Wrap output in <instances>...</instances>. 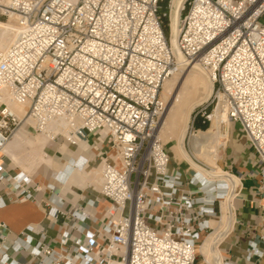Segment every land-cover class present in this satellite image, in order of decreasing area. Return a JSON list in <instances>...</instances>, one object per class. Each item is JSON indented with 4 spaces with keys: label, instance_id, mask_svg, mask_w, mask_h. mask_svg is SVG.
Wrapping results in <instances>:
<instances>
[{
    "label": "built area",
    "instance_id": "obj_1",
    "mask_svg": "<svg viewBox=\"0 0 264 264\" xmlns=\"http://www.w3.org/2000/svg\"><path fill=\"white\" fill-rule=\"evenodd\" d=\"M163 1L0 0V21L15 32L0 48V97L27 106L20 116L0 101V181L25 198L29 187L39 189L21 171L4 175L2 146L23 122L71 146L96 137L109 156L100 162L102 214L68 213L80 236L63 233L56 249L42 233L35 243L23 233L12 246L35 264L197 263L219 181L212 195L196 171L187 179L171 172L156 134L163 83L182 63L197 61L212 81L210 101L192 110L186 134L199 130L196 119L210 126L215 110L225 112L246 136L264 188V0H183L176 36L182 61L171 44L172 0L160 13ZM48 201L49 214L67 215L60 198ZM4 248L0 237L1 264H15Z\"/></svg>",
    "mask_w": 264,
    "mask_h": 264
},
{
    "label": "crops",
    "instance_id": "obj_2",
    "mask_svg": "<svg viewBox=\"0 0 264 264\" xmlns=\"http://www.w3.org/2000/svg\"><path fill=\"white\" fill-rule=\"evenodd\" d=\"M201 125L200 120L196 119L194 127L202 130ZM15 138L24 142L28 139L22 136ZM37 139L38 137L35 140ZM96 141L97 138L94 137L88 142V145L85 142H80L77 146L60 144L56 149V155L50 153L52 150L45 140L40 148L42 151L41 160H29L35 169L42 170H37L35 177L34 172L28 173L30 169L15 167L19 162L14 157L15 149L12 148L11 141L4 144L2 152L9 158V160H2L5 169L4 175H13L21 171L31 178V184L39 188L35 190L32 186L29 187L32 196L25 198L18 194L10 182L0 181V222L4 223L0 237L4 238L6 248L3 251L8 255V262L35 264V256H32L28 251L22 248L15 251L12 248L18 242L17 240L20 241L18 238H21L23 233L32 237V243L41 239L40 234L42 233L45 235L42 240L57 249L56 239L63 233L68 232L70 237L80 236L70 227L73 219L68 216V213L74 209L83 208L91 214L98 216L102 214L107 201L99 199L100 178L96 173L102 166L101 160L109 159V156L105 154L104 147L96 144ZM251 154H253L252 148L240 125L237 122L229 121L225 154L219 163L229 171H227L228 173L222 171L223 173L234 176L236 186L230 200V226L226 228L215 245L221 264L223 262L225 264H264V205L262 200L264 188L259 189L258 187L260 164H255L254 160H250L249 155ZM169 157V170L171 172L182 171L185 179L197 170L183 155L176 159L173 151L170 150ZM179 158L182 160H178ZM48 167H51L53 172L51 170L50 175L46 177ZM201 176L206 182L216 179L207 175L205 177L207 176L209 179L205 178L204 174ZM219 179L224 180V182H218L217 188L220 190L219 194L223 200L224 196L229 193L230 184L226 177ZM207 191L209 194L211 193L210 187L207 188ZM56 197L61 199L62 208L67 212V215L54 217L48 213L51 205L48 200ZM206 199L210 200L212 197L209 196ZM222 200L218 202V205L213 203L215 215L204 216L208 225L207 231H216L215 233H217L214 240L219 234L220 224L217 220L222 217ZM213 221H217L216 226L211 224ZM84 225L87 229L95 227L90 219H87ZM209 252L211 253V249ZM1 255L0 252V258ZM204 260L205 264H208L205 258Z\"/></svg>",
    "mask_w": 264,
    "mask_h": 264
},
{
    "label": "rangeland",
    "instance_id": "obj_3",
    "mask_svg": "<svg viewBox=\"0 0 264 264\" xmlns=\"http://www.w3.org/2000/svg\"><path fill=\"white\" fill-rule=\"evenodd\" d=\"M166 4H167V0H164L161 3L160 13L167 9ZM261 20L262 21L264 20V15L262 16ZM165 31L167 33L166 29H165ZM197 71H199L204 77H206L203 72H201L200 70H197ZM180 72L179 73L177 72L176 75H174V76L172 75L171 77H169L167 79L166 83L164 84L166 86H163V88L161 90V96L163 97V99L166 102V104H168L167 101L169 99L168 98L169 96L170 97L172 95H173V97L177 96L178 99L181 101L179 103V106L180 105L181 106L180 107L179 106L173 107L171 109V111H170L169 108L167 109V106H166V109H165V111H164L163 115L161 116V118L159 120V123H158L160 139L163 142V144L165 145V148L167 149V152H168L169 156H170V150H172L175 158H176V155L178 157H181L183 155L181 153V150L179 149V146H178L180 135H181V133H182V131L184 129L183 125L181 124V120H182V117H183L182 115H184V113L187 112L189 110V108L193 104H195V103L199 102L200 100H202L205 97L206 93H207V85H205V83H202L198 79H195V81L193 82V84H191V86H187V85L183 86L182 82L179 81V76L178 75H180ZM167 85H169V86H167ZM171 85H172V87H170ZM170 93H171V95H170ZM207 101H210V99H207ZM4 102L6 104H8L9 106L12 104V102L10 100H7V99H5ZM204 102H206V100ZM204 102H202V103H204ZM211 107L212 106H209V109ZM24 125H26V122H23L21 127H23ZM208 127H209V125L207 126V128ZM27 128H28V132H29L30 136L28 137V139L25 142L19 140L18 138H15L14 136L12 138H10L7 142L11 141L10 144H11L12 148L14 147V149H15L14 151L16 153V155L14 157L19 161L15 165V167L16 168H20V169H25V170L26 169H30L28 173H33L34 172V177H35V175L37 174V170H41V169H37V168L35 169L34 166H32V164H31V162L29 160H41L42 151H41L40 148H41V144L45 140L47 141L48 146L52 150V152H50V153L51 154H56V155H57L56 149H57V147H59L61 142L49 141L45 136L39 134V132H35L28 123H27ZM36 137H38L37 140H35ZM212 137L214 139V141H213L214 143H213L210 151H215L216 149H218V143L219 142L220 143L221 142H226L227 143V139H225V138L221 139V137L218 135L216 130L212 134ZM190 138L191 137H189L187 134L185 135V137H184V147L189 153L192 154V152L190 150V145H189V139ZM226 143L224 144V147L220 148L219 150H216V152H214L213 154H210L209 150H205L203 152V155L200 156L199 158L194 156L193 154L192 155L199 162H201L203 164V168L204 169H206V170H208L210 172L215 171L218 168H220L223 172H227L228 169L223 168L222 165L219 163V160H223L222 156H224V154H225ZM1 157L4 160H9V158L4 153L1 155ZM249 157H250V160H254L255 164L258 163L256 161V159H254L253 154L249 155ZM178 160H182V158H179ZM8 162L10 163V161H8ZM47 170L48 171L46 173L47 174L46 177H48L50 175V171L52 169H51V167H48ZM197 171H198V169H197ZM199 171L202 174H204V177H205L206 173L201 171V170H199ZM52 172H53V170H52ZM200 172H199V174H200ZM222 182H224V180ZM51 183H53V181H51ZM226 197H227V195L224 196V199ZM221 200L222 199L220 197L219 201H215V204L218 205L219 204L218 202H220ZM221 208H222V205H221ZM226 212L222 208V217L219 220H217L219 222V224H220L219 233L222 231V229L224 228V226L226 224V220H227V213ZM218 216H219V214L217 215V217ZM210 232L211 231H207L206 233H204L201 236V239L199 241L198 248H197V257H196L197 258V263L196 264H205L204 258L206 259V257L210 254L209 251L211 249L212 243L214 242V236L217 235V233H215L216 231H213L211 233ZM199 251H200L201 254L199 253ZM207 263L210 264L209 262H207Z\"/></svg>",
    "mask_w": 264,
    "mask_h": 264
},
{
    "label": "bare ground",
    "instance_id": "obj_4",
    "mask_svg": "<svg viewBox=\"0 0 264 264\" xmlns=\"http://www.w3.org/2000/svg\"><path fill=\"white\" fill-rule=\"evenodd\" d=\"M182 2H183V0H172L171 1V11H170L171 29H172L171 44H172V46L174 48L175 55H176V57L178 58L179 61H182V55H181L180 51L177 48L176 36H177V33H178L177 22H178L179 10H180V7L182 5ZM14 37H15L14 26L11 25V24H8V23H3V22L0 21V48L6 47L9 43H11V41L14 39ZM197 70H200L201 72H203L206 77H204ZM179 72H180V75H178V74L177 75L179 76V81L182 82L183 86L184 85L191 86V84H193L195 79H198L199 81H201L202 83H205V85H207V93H206L205 97L202 100H200L199 102L193 104L190 108L188 107L189 110L188 111L186 110L187 112H185L184 115L181 114L183 116L182 120H181V124L183 125L184 129H183V131H182V133L180 135V139H179V143H178L179 149L181 150V153L183 154V156H185L186 160L191 165H193L198 170H201V171L205 172L206 175L209 176L210 178H216L214 180H211L210 182H206V180L196 170V172L198 173V177L201 180H203V182H205L207 184V187L205 188L206 191H207V188L210 187V190H211L210 194L213 195L214 192L217 190V189H214V192H213V186L211 185L213 183V181L222 182L223 180L219 179V178L226 177L227 180H228V183L230 184L229 193L227 194V197L221 202L222 208L225 211H227L226 224L224 226V229L218 234L217 238L212 243V245H211V253L206 257V261L209 262L210 264H221L220 258H219V254H218V251L215 248V245H217L218 241L220 240V238L223 235V233L226 230V228L228 226H230V219H231V203H230V200H231L233 191H234L235 186H236V181L233 178L234 176L226 174V173H223L220 168H218L215 171L211 170L212 172L202 168L199 164H197L192 159V157L190 156V153L185 149V147H184V137H185L186 132H187L188 122H189V119H190L191 112L197 105L201 104L202 102H204L205 100L208 99V97L210 96L211 91H212V81L207 76V73L204 72V70L200 67V65H199V63L197 61L182 63L180 68H179V70H178V73ZM176 73L173 74V76L176 75ZM166 81H167V79L163 83V86H166V85H164L166 83ZM163 86H162V88H163ZM167 86H169V85H167ZM170 87H172V85ZM170 95H171V93H170ZM168 98H169L168 101H167L168 104H166L167 109L169 108L170 111H171V109L173 107L179 106V103L181 101L178 99L177 96L173 97V95H172L171 97L169 96ZM5 99L10 100L7 95L0 97V101L4 102ZM162 99H163V97H162ZM166 106H165V109H166ZM9 107L14 112H16L18 115L22 116L27 106L26 105H20V104L12 102V104ZM165 109H164V111H165ZM164 111H163V113H164ZM163 113H162V115H163ZM215 130L218 133V135L221 137V139L222 138L227 139V137H228V121H227V117H226L225 112H222L221 110H215L213 112L212 119H211V124L206 130H203V131L197 130L196 132H194V133H192L190 135L191 138L189 139V145H190V150H191V152H192V154L194 156L199 158L200 156L203 155V152L205 150H209V153L213 154L214 152H216V150H219L220 148L224 147V144L226 142H221V143L219 142L218 143V149H216L215 151H210V149H211V147H212V145L214 143L213 142L214 139L212 137V134L214 133ZM39 134L45 136L49 140V135L48 134H46V133H39ZM156 134H157L158 138H160L158 124H157V128H156ZM18 136H22L23 138H28L30 136L29 132H28V128H27V123H26V125L21 127L14 134V137H18ZM63 143H66V142H61L60 144H63ZM3 146H2V148H3ZM2 151H3V149H2ZM177 158H178V156L176 155V159ZM96 174L99 176L100 184H101V168L98 170V172ZM100 184H99V188H100ZM219 191L220 190H217L218 197H220ZM207 193H208V191H207ZM211 224L213 226H216L217 225V221H213V222H211Z\"/></svg>",
    "mask_w": 264,
    "mask_h": 264
},
{
    "label": "trees",
    "instance_id": "obj_5",
    "mask_svg": "<svg viewBox=\"0 0 264 264\" xmlns=\"http://www.w3.org/2000/svg\"><path fill=\"white\" fill-rule=\"evenodd\" d=\"M194 124H195V122H194ZM200 127L202 130H205L207 128V124H202Z\"/></svg>",
    "mask_w": 264,
    "mask_h": 264
}]
</instances>
